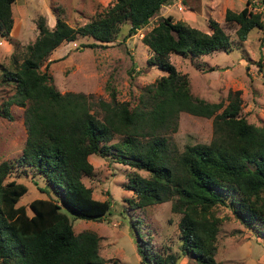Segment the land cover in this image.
I'll use <instances>...</instances> for the list:
<instances>
[{
	"label": "trees",
	"instance_id": "16d2710c",
	"mask_svg": "<svg viewBox=\"0 0 264 264\" xmlns=\"http://www.w3.org/2000/svg\"><path fill=\"white\" fill-rule=\"evenodd\" d=\"M13 1L0 0V38H8ZM169 1L114 0L81 26H70L55 13L49 28L38 15L37 33L24 46L20 61L12 56V70L1 68L0 81L11 83L14 91L0 103V115L10 119V105L23 108L26 136L18 162L43 180V185H33L46 197L32 199L28 215L24 206L16 205L26 186L4 181L12 166L0 163V264H104L97 235L88 230L74 233L61 211L87 220L108 211V201L92 198L81 181L92 174L90 155L111 157L147 173L128 177L126 187L134 200L127 202L143 208L170 201L171 211L180 215V255L194 264H217L220 219L213 213L215 206L228 208L247 228L260 225L257 233L264 241V122L254 126L239 115V91L230 92L223 107L192 96L187 76L168 60L172 53L196 57L228 50L230 39L218 23L209 20L211 31L206 33L165 16L144 33L140 40L151 52L147 62L165 75L147 85L132 106L117 101L108 83V101H93L91 94L59 93L47 73L46 60L62 43L90 37L94 42L83 46L106 44L116 39L123 24L128 25L126 36H131ZM248 5L246 0L238 12H224V21L236 26L239 41L264 25V14ZM180 112L211 118L207 143L186 145L178 152L168 141ZM141 238L136 233L141 264H176L180 258L161 257L142 246Z\"/></svg>",
	"mask_w": 264,
	"mask_h": 264
},
{
	"label": "rangeland",
	"instance_id": "374dc122",
	"mask_svg": "<svg viewBox=\"0 0 264 264\" xmlns=\"http://www.w3.org/2000/svg\"><path fill=\"white\" fill-rule=\"evenodd\" d=\"M248 8L264 14V0H249ZM24 32L20 25V10L13 5L7 50L0 48V70L13 68L12 56L20 61L24 46L31 43L36 35L34 20L42 15L55 23V13L70 26H81L96 13L111 5L114 0H24ZM246 0H170L163 4L157 14L131 36H126L128 25L123 24L116 39L95 47H85L94 41L90 37H78L72 42L62 43L49 56L47 73L53 87L59 92L91 94L108 101L106 83L114 88L115 99L136 104L144 88L153 83L163 71L150 65L147 59L151 52L142 44L141 37L162 17L170 16L173 21H182L202 32L210 33L208 21L213 20L230 39L226 51H214L207 55L192 57L170 54L169 62L180 74L187 76L192 96L209 103H227L230 92L239 91V115L254 126L264 122V25L253 29L244 41L234 33L236 26L227 24L225 10L238 12ZM27 30H26V28ZM12 29V33H11ZM24 37V39H23ZM15 44V46H14ZM15 47V48H14ZM43 69V65L40 67ZM14 91L11 83L0 81V103ZM1 107V105H0ZM220 110H218L219 112ZM10 119L0 115V163L11 164L4 181H14L26 186V192L16 205L25 207L30 215L28 203L35 198H45L33 185L43 180L32 171L19 165L25 140L23 108L10 105ZM211 118L193 116L180 112L175 132L167 135L168 141L178 152L186 145L207 143L211 137ZM93 167L92 174L83 176V185L90 189L91 197L107 200L108 211L98 219H80L64 212L74 233L88 230L98 237V254L104 264H141L136 253V233L141 235V245L164 257L168 254L180 256L176 264H194L190 258L180 255L177 222L179 214L170 209V201L135 208L127 200H134L131 190L126 187L132 173L146 176L143 170L121 164L111 157L88 156ZM264 197V190L262 191ZM213 213L220 219L216 233L214 260L217 264H264V241L254 229L245 227L224 206H215Z\"/></svg>",
	"mask_w": 264,
	"mask_h": 264
},
{
	"label": "crops",
	"instance_id": "0c3cea01",
	"mask_svg": "<svg viewBox=\"0 0 264 264\" xmlns=\"http://www.w3.org/2000/svg\"><path fill=\"white\" fill-rule=\"evenodd\" d=\"M14 3H16V6L20 10V17H19L20 20H19V22H20V25L23 26V32H24V21L26 22V20H24V16H25L24 14L26 13V11H24L25 8H26L25 2H24V0H14L13 3L11 4V6H10L11 13H12V10H13ZM13 19H14V17L12 16V20ZM46 24L50 28V25H51L50 20H47ZM25 28H26V26H25ZM26 30H27V28H26ZM11 33H12V29H11ZM23 39H24V37H23ZM7 45H8V42L6 40L0 38V48L2 47L4 50H7L8 49ZM53 53H54V51H52L50 56L53 55Z\"/></svg>",
	"mask_w": 264,
	"mask_h": 264
}]
</instances>
